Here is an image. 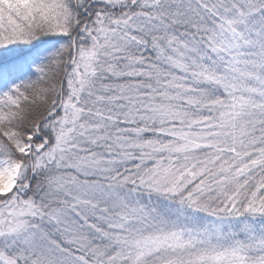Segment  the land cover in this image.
<instances>
[{"label":"snow or ice","instance_id":"obj_1","mask_svg":"<svg viewBox=\"0 0 264 264\" xmlns=\"http://www.w3.org/2000/svg\"><path fill=\"white\" fill-rule=\"evenodd\" d=\"M0 264H264V0H0Z\"/></svg>","mask_w":264,"mask_h":264}]
</instances>
